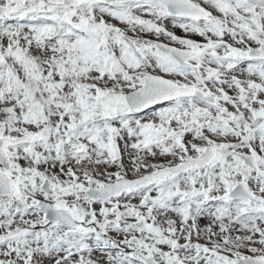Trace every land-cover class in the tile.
<instances>
[{"label": "snow or ice", "instance_id": "1", "mask_svg": "<svg viewBox=\"0 0 264 264\" xmlns=\"http://www.w3.org/2000/svg\"><path fill=\"white\" fill-rule=\"evenodd\" d=\"M0 264H264V0H0Z\"/></svg>", "mask_w": 264, "mask_h": 264}]
</instances>
